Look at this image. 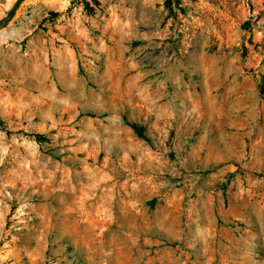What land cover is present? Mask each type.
<instances>
[{"label":"rangeland","instance_id":"374dc122","mask_svg":"<svg viewBox=\"0 0 264 264\" xmlns=\"http://www.w3.org/2000/svg\"><path fill=\"white\" fill-rule=\"evenodd\" d=\"M0 264H264V0H23Z\"/></svg>","mask_w":264,"mask_h":264},{"label":"trees","instance_id":"16d2710c","mask_svg":"<svg viewBox=\"0 0 264 264\" xmlns=\"http://www.w3.org/2000/svg\"><path fill=\"white\" fill-rule=\"evenodd\" d=\"M22 2L23 0H16L13 7L10 8V10L7 12V15L0 19V28H3L8 24V22L13 18V16L16 13L17 8L20 6ZM169 7L172 8L171 5H169ZM130 126L133 128L135 132L138 133L139 136L145 137V127L144 126H141L136 122L130 123ZM41 136L42 135H38V137H41Z\"/></svg>","mask_w":264,"mask_h":264}]
</instances>
